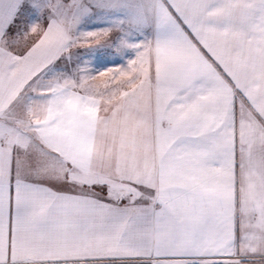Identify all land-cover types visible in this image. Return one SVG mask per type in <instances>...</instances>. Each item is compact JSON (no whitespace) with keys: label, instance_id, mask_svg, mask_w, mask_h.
<instances>
[{"label":"snow or ice","instance_id":"snow-or-ice-1","mask_svg":"<svg viewBox=\"0 0 264 264\" xmlns=\"http://www.w3.org/2000/svg\"><path fill=\"white\" fill-rule=\"evenodd\" d=\"M0 264H264V0H0Z\"/></svg>","mask_w":264,"mask_h":264}]
</instances>
